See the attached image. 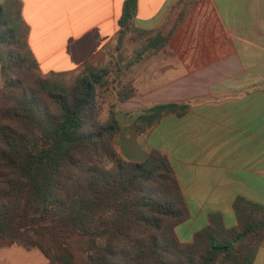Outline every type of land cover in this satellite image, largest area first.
Returning <instances> with one entry per match:
<instances>
[{
    "label": "trees",
    "instance_id": "1",
    "mask_svg": "<svg viewBox=\"0 0 264 264\" xmlns=\"http://www.w3.org/2000/svg\"><path fill=\"white\" fill-rule=\"evenodd\" d=\"M15 6L0 5V248L37 250L49 264H253L264 238V206L244 198L234 203L237 226L227 228L212 214L190 243L179 240L175 227L187 211L168 158L152 151L144 162H128L114 147L121 128L115 105L132 98L131 83L118 89L104 122L99 116L109 65H86L70 82L51 73L36 89L14 77L26 62L40 70ZM137 8L138 0L125 1L118 42ZM171 34L151 39V49H163ZM17 45L28 53L14 51ZM189 108L156 104L133 114V122L144 133Z\"/></svg>",
    "mask_w": 264,
    "mask_h": 264
},
{
    "label": "crops",
    "instance_id": "2",
    "mask_svg": "<svg viewBox=\"0 0 264 264\" xmlns=\"http://www.w3.org/2000/svg\"><path fill=\"white\" fill-rule=\"evenodd\" d=\"M125 1L0 5H17L44 76L73 77L89 64L123 71L134 94L116 101L125 118L114 147L128 162H144L152 151L168 158L187 211L175 227L181 242L190 243L212 214L233 228L238 198L264 206V0H192L191 6V0H138L132 26L118 42ZM171 32L163 49H151V39ZM166 103L190 108L139 133L133 114ZM34 251L0 248V264ZM253 264H264V238Z\"/></svg>",
    "mask_w": 264,
    "mask_h": 264
},
{
    "label": "rangeland",
    "instance_id": "3",
    "mask_svg": "<svg viewBox=\"0 0 264 264\" xmlns=\"http://www.w3.org/2000/svg\"><path fill=\"white\" fill-rule=\"evenodd\" d=\"M17 5L14 7V10H17ZM14 51H18L21 55H26L28 53V47L25 45L23 47H20L17 45L14 47ZM112 70L111 78L107 84V86L101 91L100 101H99V116L101 117L102 121L104 122L108 115V109L112 103L116 102L117 98V92L118 89L123 84H130V81H125V75L123 71H120L116 69L114 66H110L109 68ZM16 76H14L17 79H20V81H23L27 83V86L33 87V89H36L35 84L39 81L40 78L45 77L40 70H37L36 68H33L28 62L22 64L21 66H18L16 69ZM114 71V72H113ZM15 75V74H14ZM75 76H65L64 80L67 82H70L74 79ZM122 80V81H121ZM4 84V78H3V72H2V62L0 60V88ZM115 93V95H114ZM43 101L47 102V105L52 108L53 105L46 100V97H41ZM104 167L109 169L112 165L108 162L101 163ZM36 251V252H35ZM36 256L32 255H26L25 252L16 253L10 256L9 263L8 264H44L47 260L46 258L41 254L40 251L35 250ZM2 260V256L0 254V261Z\"/></svg>",
    "mask_w": 264,
    "mask_h": 264
},
{
    "label": "water",
    "instance_id": "4",
    "mask_svg": "<svg viewBox=\"0 0 264 264\" xmlns=\"http://www.w3.org/2000/svg\"><path fill=\"white\" fill-rule=\"evenodd\" d=\"M123 117L125 118V115H124L123 113H119V114L117 115L118 123H119L120 125L124 123V121H123V119H122Z\"/></svg>",
    "mask_w": 264,
    "mask_h": 264
}]
</instances>
